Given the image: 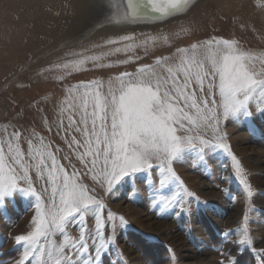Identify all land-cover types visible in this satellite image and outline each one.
<instances>
[{"label":"snow or ice","instance_id":"snow-or-ice-1","mask_svg":"<svg viewBox=\"0 0 264 264\" xmlns=\"http://www.w3.org/2000/svg\"><path fill=\"white\" fill-rule=\"evenodd\" d=\"M197 3L123 0L126 14L112 22L161 21L187 14ZM111 6L119 11V5ZM254 6L264 10V0H256ZM159 40L168 43L169 37L145 35L137 41L135 34H125L107 38L93 45L106 51L74 53L77 59L54 67L79 72L88 70L85 65L89 63L98 69L135 63L142 57L127 56L116 64L103 61L137 48L147 52ZM66 92L57 119L51 124L43 120L47 133H54L51 138L23 124L0 128V208L17 194L34 198L29 204L34 209L32 230L15 237L22 249L17 264H104L115 247L117 220L121 226L127 222L106 210L97 187L106 186L111 192L125 177L155 173L159 189L152 184L153 202L162 212L174 205L184 210V197L194 198V194L183 186L173 164L194 149L203 163L206 147L221 148L230 157L246 196H253L241 162L223 143L220 125L229 118L254 120L253 106L258 109L256 115L264 116V51L245 49L236 39L212 35L177 47L174 55L156 57L135 71L107 80L80 81ZM209 133L216 136L217 144L205 138ZM169 182L178 183L182 192L163 196ZM250 222L245 214L242 225L224 233L225 241L233 231L239 235L233 242L237 252L241 245H253ZM72 229L78 234L72 235ZM251 251L264 264V248L251 247ZM222 254L221 264H238L232 249Z\"/></svg>","mask_w":264,"mask_h":264},{"label":"rangeland","instance_id":"rangeland-1","mask_svg":"<svg viewBox=\"0 0 264 264\" xmlns=\"http://www.w3.org/2000/svg\"><path fill=\"white\" fill-rule=\"evenodd\" d=\"M40 3L0 0V128L5 124H23L51 138L54 133H47L43 120L47 118L51 124L57 119L67 88L80 81L107 80L121 72L135 71L139 65L151 64L159 56L174 55L177 47L198 39L212 35L232 38L245 49L264 51V10L254 6L256 0H199L182 16L155 24L105 28L83 38L69 21L57 29L49 25L39 31ZM142 33L167 35L169 41L159 40L154 46L149 45L147 52L137 48L135 52L109 56L103 61L116 64L127 56L142 57L135 63L103 69L89 63L85 65L88 70L79 72L54 67L77 59L74 53L91 55L106 51L107 48L95 49L93 45L102 44L107 38L135 34L140 41L145 38ZM251 111L254 120L222 121L220 134L224 136L223 143L229 145L231 153L241 162L253 196H246L230 157L219 147H206L203 163L194 149L173 164L183 186L194 194V198L184 197V210L174 205L162 212L159 204L153 202L152 184L159 189L155 173L125 177L111 192L106 186L97 187L96 194L106 210L127 222L121 226L117 220L115 247L104 258V264L118 260L122 264H221L222 253L229 249L238 264H260L251 247L264 248V116L256 115L255 106ZM205 138L212 144L218 143L211 133ZM56 141L64 147L58 137ZM196 145L198 149L199 141ZM88 183L91 186V181ZM35 187L39 191V183ZM178 191L182 189L176 182H169L162 190L163 196H173ZM161 198L158 192L157 199ZM33 201V197L17 194L13 202L5 201V207L0 208V264L19 261L22 249L16 245L15 237L32 230L34 209L29 204ZM245 214L251 221L253 245H241L237 252L233 242L239 240V235L233 231L225 241L224 233L242 225ZM93 226L90 221L89 227ZM77 234L72 229V235Z\"/></svg>","mask_w":264,"mask_h":264},{"label":"bare ground","instance_id":"bare-ground-1","mask_svg":"<svg viewBox=\"0 0 264 264\" xmlns=\"http://www.w3.org/2000/svg\"><path fill=\"white\" fill-rule=\"evenodd\" d=\"M39 1L41 2L37 11V27L39 31L45 30L49 25L57 29L61 24L69 21L76 25V31H81L78 35L83 38L105 28H117L133 24H155L133 23L123 19H121L119 24L113 23L112 19L118 16L116 8L111 6L115 4L114 0H70V4H67L65 0ZM20 6L23 7L22 5Z\"/></svg>","mask_w":264,"mask_h":264},{"label":"water","instance_id":"water-1","mask_svg":"<svg viewBox=\"0 0 264 264\" xmlns=\"http://www.w3.org/2000/svg\"><path fill=\"white\" fill-rule=\"evenodd\" d=\"M113 2L116 5H119L120 6L119 7V11H117V9H116V11L118 12L119 17L122 18L126 14V9L123 7V0H114ZM170 18H172V17H169V18H167L165 20H168ZM161 21H164V20H161ZM161 21H156V22H151V21H137V22H142V23L143 22H145V23H157V22H161Z\"/></svg>","mask_w":264,"mask_h":264},{"label":"crops","instance_id":"crops-1","mask_svg":"<svg viewBox=\"0 0 264 264\" xmlns=\"http://www.w3.org/2000/svg\"><path fill=\"white\" fill-rule=\"evenodd\" d=\"M109 256H110V255H109ZM111 256H112V255H111ZM111 256H110V257H111ZM128 257H129V255H128ZM128 259H129V258H128ZM129 260H130V259H129ZM129 260H128V262H129ZM130 261H131V260H130ZM129 263H130V262H129Z\"/></svg>","mask_w":264,"mask_h":264}]
</instances>
